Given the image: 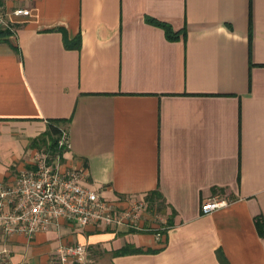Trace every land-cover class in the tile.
<instances>
[{
	"label": "crops",
	"instance_id": "crops-1",
	"mask_svg": "<svg viewBox=\"0 0 264 264\" xmlns=\"http://www.w3.org/2000/svg\"><path fill=\"white\" fill-rule=\"evenodd\" d=\"M7 3L31 13L0 40V182L64 120L65 162L86 185L121 205L146 198L145 225L165 230L158 239L61 220L30 238L0 228L3 264H57L62 246L78 244L83 264H220L219 251L264 264V0ZM216 196L230 204L203 214ZM128 246L144 251L118 254Z\"/></svg>",
	"mask_w": 264,
	"mask_h": 264
},
{
	"label": "built area",
	"instance_id": "built-area-1",
	"mask_svg": "<svg viewBox=\"0 0 264 264\" xmlns=\"http://www.w3.org/2000/svg\"><path fill=\"white\" fill-rule=\"evenodd\" d=\"M28 8H11L7 0H0V29L16 33L15 18L27 17ZM71 148L68 132L63 129L57 150L41 146L33 153L27 166L19 169L7 182H0V228L8 234H23L30 238L47 232L65 220L77 226L90 224L116 225L134 231H155L158 239L165 228L154 230L144 219L150 210L144 197L124 196L107 199L101 190L88 187L85 174L64 156ZM227 199L216 196L203 204V214H211L227 207ZM57 264H83L88 256L85 245L62 246ZM10 257L9 250L0 253V264ZM8 264V263H7Z\"/></svg>",
	"mask_w": 264,
	"mask_h": 264
},
{
	"label": "trees",
	"instance_id": "trees-1",
	"mask_svg": "<svg viewBox=\"0 0 264 264\" xmlns=\"http://www.w3.org/2000/svg\"><path fill=\"white\" fill-rule=\"evenodd\" d=\"M150 22L159 25L163 27L168 36L173 38L174 35L176 36V33L174 32L173 28L165 23V22H160L154 19L149 20ZM13 32L9 30H4L0 29V40H5L8 37L12 36ZM80 40L74 45V48H80ZM17 49V47H15ZM64 120H51L48 126L47 131L36 141H34L35 147L39 148L42 145L49 146L53 150H57V144L60 135L62 134V124ZM161 197V194L159 191L155 192L153 196L150 198V201L153 203L155 202V198L159 199ZM255 225L258 231V234L260 237H264V217L263 216H258L255 219ZM144 250L141 248H134L132 246H128L125 249L121 250L118 252V254H131V253H142ZM219 260L220 264H230L226 257L224 256L223 252L219 251Z\"/></svg>",
	"mask_w": 264,
	"mask_h": 264
},
{
	"label": "rangeland",
	"instance_id": "rangeland-1",
	"mask_svg": "<svg viewBox=\"0 0 264 264\" xmlns=\"http://www.w3.org/2000/svg\"><path fill=\"white\" fill-rule=\"evenodd\" d=\"M42 146H45V145H42Z\"/></svg>",
	"mask_w": 264,
	"mask_h": 264
}]
</instances>
